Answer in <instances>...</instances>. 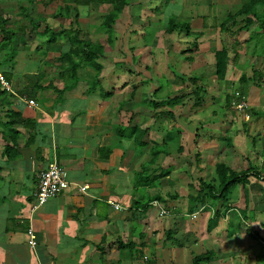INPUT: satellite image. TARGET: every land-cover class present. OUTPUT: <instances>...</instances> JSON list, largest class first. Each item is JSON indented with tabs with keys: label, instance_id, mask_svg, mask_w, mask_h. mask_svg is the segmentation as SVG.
<instances>
[{
	"label": "crops",
	"instance_id": "obj_1",
	"mask_svg": "<svg viewBox=\"0 0 264 264\" xmlns=\"http://www.w3.org/2000/svg\"><path fill=\"white\" fill-rule=\"evenodd\" d=\"M122 1L125 5L107 27L105 16ZM248 1L0 0V15H9V26L17 31L8 47V50L13 47L12 58L6 60L11 53L8 51L7 54V48L0 51V72H8V78L6 75L4 78L9 80L7 93L0 96V120H7L9 110L17 112L12 115L16 124L12 127L19 131L15 147L7 153L5 146L12 145L16 135L10 137L7 128L4 132L0 126V264H137L141 262V249L146 259L151 260L146 254H152L154 264H160L165 250V240L161 237L167 236V231H171L179 242L175 244L167 237L173 244L172 251L166 247L173 256H170L171 264L191 263L194 255L188 254L191 251L188 249L189 238L194 232L202 241L210 238L216 234L214 227L219 226V218L223 216H216L213 209L211 212L206 209L213 207L210 201L198 211L189 212L190 186L203 176L184 180L190 190L185 196L186 205L181 209L176 203L167 207L168 202L161 194H147L141 190L152 189L165 170L172 168L171 165L185 166L186 157H192L188 160L191 176L194 170L206 169L204 159L210 150V160L217 157L209 167L212 165L215 169L220 160L225 162L221 158L223 155L216 151L219 146L212 144L216 139L214 134L218 132L215 129L214 139H209L204 135L206 133L197 137L199 133L194 128L202 119L188 121L187 114L176 110L177 106V109L186 106L187 97L183 104L172 108L175 114L172 119L170 115L166 116L165 111L171 109L170 106L159 105L151 98L160 86L154 85L153 92L141 95V70L133 66V57L129 62L128 57L120 56L118 51L130 41L137 48L171 47L173 50L178 47V52L194 67L205 65L204 74L195 75L199 78L198 83L206 85L210 93L211 86L203 77L207 71L214 78L212 91L219 92L220 97L221 94L225 96L226 121L233 124L235 116L231 110H236L228 104L233 93L231 84H239L237 89L246 94L251 116L257 113V107L264 106V54H254L247 46L252 35H258L257 31L264 37L260 27L264 6H257L260 20L250 15L252 22L246 25L245 17L240 16L225 28L221 27L227 16L235 14ZM225 8L227 13L222 20L212 17V11L218 13ZM182 16L189 20L185 22H189L192 32L200 33L198 39L191 38L183 29L168 31L171 22L181 23ZM31 22L39 24L36 29ZM129 31L135 35L129 36ZM147 31L152 33L154 42L136 45V40H145L143 33ZM75 34L90 44H102L105 54L104 58L81 65L74 74L64 69L66 64L62 65L60 55L70 51L72 41L77 42ZM103 37L104 42L100 40ZM188 39L190 42L193 39L192 44L196 42V46L183 47L185 42L188 44ZM107 46L111 48L108 50ZM223 47L229 50L231 60L225 79L220 81L215 74L214 50ZM115 48L118 49L116 54L108 52ZM165 52L170 51L163 50ZM198 56L201 57L199 62ZM103 60L108 61L106 65ZM165 71L178 77L177 72L167 68ZM133 73L138 75L134 77ZM168 82L172 83L171 77ZM187 82L183 83L192 95L193 84L187 85ZM30 99L35 100V106L28 103ZM189 107L187 112L193 111V102ZM256 115L257 119L262 117ZM215 125L219 128V124ZM178 126L185 130L182 134L177 131L181 135L180 143L173 146V128ZM141 130H146L142 137ZM239 133L241 136L229 152L249 159L246 153L258 151V144L255 138L252 139L251 144L255 147L250 149L248 144H243V138L248 136ZM259 136L264 138V131ZM195 137L202 139L201 147L195 144ZM209 140L211 143L207 142ZM185 145L189 146V153ZM177 155L185 161L176 163ZM53 160L67 170L72 185L33 210L38 203L35 197L38 174ZM263 163L264 160L260 167ZM250 164L249 161L248 166ZM166 172L165 178L171 179L169 171ZM187 173L178 171L176 175L184 179L183 175ZM141 174L152 182L141 186V182L147 183L141 180ZM85 184L88 188L82 192L79 187ZM154 195L163 198L151 201L157 200L167 210L168 220L161 218L166 214H160L159 206L158 212L151 208L155 206L150 202L147 207L141 205V201ZM110 201L121 208H115ZM202 213L205 214L202 217L208 219L207 225L196 222ZM180 226L185 231V244L178 237L182 232L177 230ZM30 230L36 237L35 247L30 243ZM131 240L135 242L131 250L118 246L120 241ZM208 250L216 252L210 262L217 260L218 249Z\"/></svg>",
	"mask_w": 264,
	"mask_h": 264
},
{
	"label": "rangeland",
	"instance_id": "obj_2",
	"mask_svg": "<svg viewBox=\"0 0 264 264\" xmlns=\"http://www.w3.org/2000/svg\"><path fill=\"white\" fill-rule=\"evenodd\" d=\"M234 9L236 8H233V11H235ZM137 11L140 12V7L137 8ZM212 13H213L212 17L216 16L217 18H220L222 20L225 17V14L227 12L225 8V9H221L218 13H217V10H215L214 12L212 11ZM181 20L182 21H180L181 22L180 26L182 27V29L184 28L183 30L185 31L186 30L185 27L187 23H189L185 21H189V20H187L186 16H182ZM32 25L36 29L37 25L39 24L32 23ZM256 33L258 35H252L251 41L249 42L247 46L249 48V51H253L254 54L262 55L264 54V37H262L263 34H259L258 31ZM143 34H144L145 40H142V39L136 40L135 41L136 45H146L148 43L154 42L153 40H151L152 38L151 32L147 31L146 33H143ZM161 34L163 33H160V35ZM130 35L133 36L135 34L129 31V36ZM157 36L159 37V34ZM104 37L100 38V40L103 42H104ZM190 37L194 39V36L190 35ZM190 40L191 39H188V44H186L185 42L183 47L187 48L190 46H194V44H192V41L190 42ZM175 43L176 42H174V44ZM106 48L109 50L111 46L110 47L107 46ZM160 48L159 47L151 48L147 46H141V48H137L134 45V43L130 41L124 48H122L123 50L119 49L118 51L120 56H122V54H124V56H127L128 57L127 60H129V62L132 60V57H133V60H132L133 66L135 68L138 67L137 70H141V77H142L141 78V95L142 93H146L147 95L149 91L153 92L154 90L152 88L154 87V85L160 86L161 89L157 92V94H153L151 97L154 100L155 99L156 100L165 99L166 97L171 96L173 94L175 95L177 93L180 94L182 92V89L183 91H186V92L188 91L186 90V85L178 77H174L172 76L173 74H170V72H166L165 68L170 69V71L173 73L174 72L175 73L176 72L185 73L189 76L201 75V74H204L205 70H207L205 68V65L203 66V64H199L197 67H194V64L187 61L185 56L181 54L180 52H178V49H179L178 47L172 48L173 50H171V47H165V48L160 47ZM116 50L118 49L115 48L108 52L110 54L111 53L116 54L117 53ZM163 50L170 51V52L166 54V52L163 53ZM8 51L11 52V49H9ZM163 54L165 55L162 56ZM199 56L202 57V54ZM199 56L197 59L198 62L200 61V58H201ZM162 58H164L165 59L164 61L166 62H164ZM103 62H104V65H106L108 61L103 60ZM245 66H242V68H244ZM133 74H134L133 75L134 77L138 75L136 73H133ZM206 74L207 75H205L203 79H204V82L207 83L208 86H211V92L210 93L207 92L208 96L206 95L205 102L199 106H194L193 111L187 112V109L190 108L189 105L193 102L192 101L193 99H191L192 98L191 96L193 95L189 93V95L187 96V102L185 103L186 106L184 108L183 106H181L180 109H177L178 108L177 106L176 110H180V114H187L188 121L194 120L197 118L202 119V121L196 124L194 128L196 130V133L201 134V135L198 134L197 137H201L203 136L204 133H206L204 135H208L209 139H214L212 135L214 131L217 130L218 134H214L216 136V139L214 142H212V144L219 146V148L216 149L217 153H219L218 155L222 154L224 158L223 157L221 158L232 169L246 168L248 167L249 161L251 162L252 166L260 167L264 160V147H263L264 138L259 136V134H261V132L264 131V114L262 113L263 112L262 110H264V106L257 107L256 109L257 111L256 114H259V115L263 114L262 117L261 116L259 117V119H257V115L255 113L252 114L250 119H245L242 114L237 113V111L234 112V110H231L230 108L229 110H231V114H234L235 116V123L228 124V122L226 121L227 116H226L225 107L223 106V103L225 101L223 98H225V96L221 94L222 97H220L219 92L217 91L213 93L212 90L214 88L212 85L214 84L213 83L214 78H211V75L207 73V71H206ZM170 77H171L172 83L168 82ZM187 81H188L187 85L188 84L191 85L192 82L190 80H187ZM168 84L169 85L172 84V85L169 86ZM230 87L234 91L239 87V84H231ZM0 105H1V101H0ZM164 106H168V105L164 104ZM169 118L172 119L171 116ZM172 121L173 120H171V123H174ZM209 124L213 126H210ZM214 124L216 125L219 124V128H215ZM225 126H228V128H225ZM178 127L173 128L174 137L171 140V143L173 146H178V144L180 143L179 137L181 135L177 131L179 130L182 134L183 131L185 130V128L183 127H179V128ZM239 132H241L243 136H248V138H243V144L245 145L248 144V147L250 149L253 150L255 147L254 143L251 144L252 139L255 138L258 144V146L256 145L257 147L256 149H258V151L256 152L248 151L246 153L247 154L246 157H248L249 159H246V158L242 159L241 156L236 155L235 153L229 152V151L231 152L233 151L232 147L234 146L235 143H237L236 142L237 138L241 136ZM258 137H260L259 143H258V140H259ZM201 141L202 139L199 140V139H196L195 137V144H198L199 147H201V145L203 144ZM203 141L206 142V140H203ZM207 142L211 143L210 140ZM188 147L189 146L185 145V149L189 153ZM237 147H239V144ZM210 153H211V150L208 152L207 158H205L206 155H204L205 156L204 162L206 163V166L208 168L207 167L206 169L204 168L203 171L199 172V171L194 170V174H192L193 176H191L190 174L192 173V167L188 160L191 159L192 157H186L185 159L187 160V163H185V166L178 167V165L173 166L174 165L173 164L171 165L172 168H167L165 170V172L169 171L172 177L171 179H166L164 176L161 178V180L159 179L157 181V183L152 189L150 190L142 189L141 191H145L147 194L149 193L161 194L162 197L165 198V202H168L167 207H171L173 203H176L178 204L180 209L184 208L186 205L185 196L187 194V191L190 190L187 184H184V180H187L189 177L192 179V177H197V176H203L205 177V180L206 179L211 180L214 177H216L215 169H213L212 165L211 167H209V165L214 161V159H216L217 156H215V158H212V160H210L209 158ZM173 156H175V153L173 154ZM181 156L182 155H180V157ZM176 158H177L175 160L176 163L177 161H180L181 163L185 161L184 159L182 160V158H179L178 155ZM220 162H223V161L220 160ZM262 170L264 171V169ZM178 171H181V172L187 171L188 173L187 175H183V177H185L183 179L179 175L177 177L176 173ZM195 184L198 185V182H196ZM246 188L249 192L248 211L245 212V203L243 199V193H242L241 186L234 187L229 194V201L232 202L233 205H235V209L233 208V210L223 211V216L222 217L220 216L219 218V220L221 221V222L219 221L218 223L219 226L214 227L216 234H214L213 236L211 235L210 238H207L202 241L199 238V236L196 235L197 232L193 233V235L189 238L190 244H189L188 249L191 250L188 253L189 256L191 254L195 255L199 252L212 249L213 247V249L215 248L218 249L220 253L219 257L214 262L204 263V264H264L263 263L264 257L263 258L261 257L263 256L262 253L264 252V241L261 240V238L264 240V182L257 181L255 178L252 177L250 183L247 184ZM174 195H177L178 198H176ZM151 208L154 211L159 212V208L157 206L151 207ZM211 208L213 209V207ZM209 210H210L209 212H211V209ZM203 215L205 214L202 213L201 215H199L196 222H198L199 224H201V222H205L207 225L208 219H206V217H202ZM161 218L166 221L169 219V215L166 214L164 216H161ZM184 218L190 220V217L185 216ZM177 230L182 231L178 234V237L185 244V234H184L185 231L181 229V226L178 227ZM249 230L251 231L250 233L248 232ZM253 232H256V233H253ZM257 234L259 235L258 237L255 236ZM162 236L163 237H161V239L165 240V245L163 246L165 250H163L162 252L163 262H160V264H171L172 261H171L170 256L171 257L173 256L170 253H168L167 249L169 248L172 251L173 244L172 242L167 241L168 239L165 234ZM198 240L200 241V243H197ZM145 251L148 252V249H145ZM146 255L149 258H151V261L152 259H154L152 257V254L147 253ZM144 260H146V257L141 258V262H144Z\"/></svg>",
	"mask_w": 264,
	"mask_h": 264
},
{
	"label": "trees",
	"instance_id": "obj_3",
	"mask_svg": "<svg viewBox=\"0 0 264 264\" xmlns=\"http://www.w3.org/2000/svg\"><path fill=\"white\" fill-rule=\"evenodd\" d=\"M121 1V0H120ZM125 1L121 4L115 5L114 9L105 16V24L107 23V27H110V25L115 20L118 13L121 11L123 6L125 5ZM264 6V0H249L246 2L235 14H230L227 16L226 20L222 23L221 27L225 28L228 23H231L235 21L238 17L244 16L245 17V23L246 25H249L252 20L250 15H253L254 17L258 18V11L257 6ZM10 16L7 14H1L0 15V51L7 48V54H8V47L12 44L14 35L17 33L15 29L11 28L9 26L10 22ZM260 20V19H259ZM33 22H31L32 24ZM181 23L177 22H171L168 31H173L174 29H182L180 26ZM190 24L187 23L185 27V31L196 37L195 39H198V36L200 33L198 32H192L191 28L189 26ZM260 27L262 29V33H264V20H260ZM184 29V28H183ZM75 40L77 42L72 41V46L70 48V51L62 53L60 55L63 63L65 62L64 69L68 70L70 72H74V74L77 72V69L83 65L84 63L94 62L96 58L103 57V54L105 52V47L102 44H90L89 42H85L83 39H79V34H75ZM196 46V42L194 43ZM14 53L13 47L11 48V53L9 54V57H7L6 60H9V58H12V55ZM215 58H216V77L218 80L222 81L226 77L227 67L228 63L231 60L229 56V50L226 47H223L221 49L214 50ZM98 69L101 68V66L98 64ZM3 76H7L8 72H4L2 74ZM177 76L182 82H186L187 80H190L193 84V88L191 90V93L193 96H191L193 99L194 106H199L205 102V97L207 95V86L204 84L198 83L199 78L195 75H187L184 73H177ZM8 78V76H7ZM6 79L8 82L9 80ZM240 90V89H239ZM241 91V90H240ZM157 92V91H156ZM243 92V91H242ZM7 93V88L3 86L0 83V96L2 94ZM244 93V92H243ZM189 95L188 92H181L180 94L174 95V96H168L165 99L157 100V104L163 105L167 104L170 106V108L174 107L177 104H183V100ZM231 96L229 98V106H231ZM251 109V108H250ZM166 115H170L171 117H174V111L172 109H169L165 111ZM7 115V120L2 121L0 120V126L3 127V131L5 132L7 128V133L10 134V137L13 135H16L12 142L13 144H7L5 146L4 151L9 153L10 150L15 147V143L17 140V136L19 135V131L16 128H13L12 126H15V121L12 119V115H17V112H13V110H9ZM10 119V120H9ZM146 130H141V137ZM142 142V141H141ZM143 143V142H142ZM142 145V144H141ZM197 159L200 160V154L197 153ZM264 163L262 167H256L252 166L251 164L242 169H232L229 165H227L225 162H218L215 166V174L216 177H214L211 180H205L204 177L198 178V185L193 184L190 186L191 192L188 196L189 198V207L188 210L190 213L198 211L201 207L207 204L208 201H210L213 205V211L214 215L219 216L223 214V211H229L233 208H235V205H233L232 202L229 201V194L231 190L236 186H241L242 193H243V199L245 203V212L248 211V202H249V192L246 188L247 184L250 183L251 178H255L257 181L264 182ZM167 172L162 174L161 177L166 176ZM141 180L146 181L147 183H142L141 186L149 185L152 182V179L148 178L144 174H141ZM149 180V182H148ZM153 199H159L163 200L161 196L154 195L152 197H149L145 201H141V205L144 207L149 206V202L151 203ZM205 208V207H204ZM206 209H212L211 206L206 207ZM251 232L250 230L248 231ZM256 233V232H254ZM167 237L173 240L175 244H179L178 240L173 237V233L171 231H167ZM258 237L259 235H255ZM262 241H264L261 238ZM134 241L129 242H122L120 241L118 246L120 248H128L129 250L133 249L135 247ZM143 250L141 249V258L144 257ZM264 257V252L262 253ZM136 255V254H135ZM137 257H139L137 255ZM216 257V252L214 250H207L205 252L195 254L192 257L190 264H204L209 263L213 260V258ZM154 261L151 260H144V262H138L137 264H154ZM264 263V262H263Z\"/></svg>",
	"mask_w": 264,
	"mask_h": 264
},
{
	"label": "built area",
	"instance_id": "obj_4",
	"mask_svg": "<svg viewBox=\"0 0 264 264\" xmlns=\"http://www.w3.org/2000/svg\"><path fill=\"white\" fill-rule=\"evenodd\" d=\"M0 83L8 87V82L0 72ZM28 103L31 106H35L36 102L33 99H30ZM231 106L240 114L243 115L245 119L251 118L250 112V103L245 93L240 91L239 89L234 90L231 96ZM72 185L71 181L69 180L67 170L59 165L56 160L51 161L48 166L42 169L38 174V184L37 189L35 192V197L37 200V205H34L33 210H35L40 205L44 204L50 198L60 194L63 190ZM80 190L83 192L88 188V185H82L79 187ZM110 203L115 208H121L119 204H115L114 202L110 201ZM152 206H159L160 214L164 215L167 213V210L160 206V203L155 200L150 203ZM30 243L31 246L35 247L37 244L36 237L32 230H30Z\"/></svg>",
	"mask_w": 264,
	"mask_h": 264
}]
</instances>
